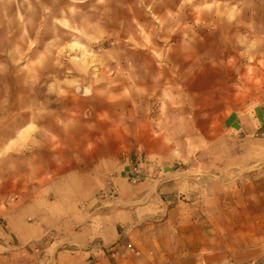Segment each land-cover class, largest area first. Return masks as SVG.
Wrapping results in <instances>:
<instances>
[{
  "label": "crops",
  "instance_id": "0c3cea01",
  "mask_svg": "<svg viewBox=\"0 0 264 264\" xmlns=\"http://www.w3.org/2000/svg\"><path fill=\"white\" fill-rule=\"evenodd\" d=\"M16 4L0 0V39ZM84 95L23 149L4 152L28 124L0 139V264H264V100L226 115L200 104L198 155L131 183L120 153L163 159L174 139L155 134L174 124L112 119L107 86Z\"/></svg>",
  "mask_w": 264,
  "mask_h": 264
},
{
  "label": "rangeland",
  "instance_id": "374dc122",
  "mask_svg": "<svg viewBox=\"0 0 264 264\" xmlns=\"http://www.w3.org/2000/svg\"><path fill=\"white\" fill-rule=\"evenodd\" d=\"M16 1L17 20L1 28L0 139L23 129L31 116L37 125L50 123L47 114L70 107L62 98L85 99L87 88L107 86V116L112 119L135 120L145 112L161 115L156 122H164L165 128L168 121L174 124L175 131L155 134L174 139V149L165 150L163 159L136 146L119 155L128 159L130 174L136 167L140 174L162 171L183 167L185 158L198 155L205 144L195 131L200 104L226 115L264 100V0H110L107 5L103 0ZM70 7L78 9L69 16L77 26L89 35L104 33L98 43L79 37L97 62L92 67L73 64L65 54L60 66L53 49L34 82L31 62L50 41L59 37L67 42L74 35L54 22ZM29 42H34L30 50ZM17 46L26 51L23 59L15 53ZM65 79L76 81L60 85L65 95L48 91L54 80ZM138 93L143 95L136 99Z\"/></svg>",
  "mask_w": 264,
  "mask_h": 264
},
{
  "label": "clouds",
  "instance_id": "9594fccd",
  "mask_svg": "<svg viewBox=\"0 0 264 264\" xmlns=\"http://www.w3.org/2000/svg\"><path fill=\"white\" fill-rule=\"evenodd\" d=\"M206 7L211 8L213 5H206ZM78 12V9L75 7L68 8L67 14L64 15V18L57 19L54 22L57 25H60L63 29H66L69 33H72V38L70 41L67 42H61L60 38L57 37L56 39L50 41L47 45V47L44 49L42 53L39 54L38 58L31 62V70L33 72V80L34 82L38 81V76L36 75V70L38 68H43L46 61L49 57L52 56L53 49L56 50V59L55 64L63 66L61 64L60 57H64L65 54H67V58L70 60L73 64H79L84 65L87 64V67H92L93 64L97 62L95 54L89 50V47L85 43H81L79 37H84L89 42H99V39L104 35L103 32H99L98 35H89L86 31V29L77 26L73 20L69 18V16H75ZM89 27H93V25H89ZM26 35V33H25ZM34 46V42H29L28 50H30ZM15 53L23 59V57L26 55V51L22 52L19 48V46L16 47ZM73 53H80V55H73ZM11 55V53H10ZM91 57L92 63H88V58ZM14 63H20V60L17 59L14 61ZM26 67H28L26 65ZM81 70L86 71V68H81ZM71 70H69L70 74ZM76 81L72 80H54L53 83L48 85V91H57L60 95H65V89L60 87L61 84H75ZM40 131L39 128H37L35 123H29L23 130L19 132L16 138L12 139L8 145L5 147L4 152H10V151H19L25 147V144L27 140L30 138L31 135L34 132ZM55 139V137H53Z\"/></svg>",
  "mask_w": 264,
  "mask_h": 264
},
{
  "label": "built area",
  "instance_id": "2783aa9c",
  "mask_svg": "<svg viewBox=\"0 0 264 264\" xmlns=\"http://www.w3.org/2000/svg\"><path fill=\"white\" fill-rule=\"evenodd\" d=\"M140 176V169L139 167H136L133 169V171L130 174L129 180L131 183H136L139 180ZM127 248L129 249L130 252H134V249L128 245Z\"/></svg>",
  "mask_w": 264,
  "mask_h": 264
}]
</instances>
